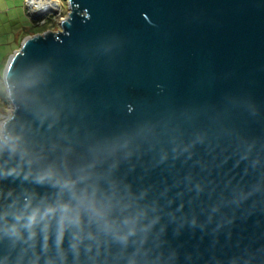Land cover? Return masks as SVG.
<instances>
[{
  "label": "water",
  "instance_id": "95a60500",
  "mask_svg": "<svg viewBox=\"0 0 264 264\" xmlns=\"http://www.w3.org/2000/svg\"><path fill=\"white\" fill-rule=\"evenodd\" d=\"M66 1L60 30L27 36L4 66L2 123L31 175L0 176V191L55 205L71 200L57 181H77L115 193L116 216L146 211L176 264H264V0ZM59 230L58 213L41 222L23 264H88ZM18 255L0 240V264Z\"/></svg>",
  "mask_w": 264,
  "mask_h": 264
},
{
  "label": "clouds",
  "instance_id": "9594fccd",
  "mask_svg": "<svg viewBox=\"0 0 264 264\" xmlns=\"http://www.w3.org/2000/svg\"><path fill=\"white\" fill-rule=\"evenodd\" d=\"M29 155L22 137L6 133L4 124L0 122V176H21L22 165L31 164ZM258 165L259 159L254 157L252 166ZM23 174L27 178L31 172ZM54 175L52 170L45 171L36 176V182L50 180ZM57 183L62 192L66 190L70 194L69 202L33 206L34 196L16 193L11 189L0 191V199L7 202L0 216V240L6 241L13 250L19 249L16 264H23L28 247L32 246L29 242L37 235V226L57 213L59 242L63 241L65 231L71 229V250L77 258L83 254L88 264H176L179 258L177 250L166 248L162 242H151L156 221L142 223L146 211L142 210L135 216L123 215L125 206L120 209L121 215L116 216V205L112 203L115 193L101 199L97 189L91 192L87 188L78 191L77 181ZM22 196L26 198L20 204ZM253 259L254 253L239 254L231 257L229 264H251ZM8 261L9 257L6 256L5 264ZM216 264H220V261L217 260Z\"/></svg>",
  "mask_w": 264,
  "mask_h": 264
},
{
  "label": "rangeland",
  "instance_id": "374dc122",
  "mask_svg": "<svg viewBox=\"0 0 264 264\" xmlns=\"http://www.w3.org/2000/svg\"><path fill=\"white\" fill-rule=\"evenodd\" d=\"M69 13L70 9L66 0H57L56 9L45 13L34 12L27 6L26 0H0V74L2 75L9 56L20 48L22 40L32 36L27 35L21 38L24 28L29 29L33 24L36 34L47 31L55 33L60 30L61 21L67 18ZM5 93L8 103L0 104V122L8 118L13 109L6 89Z\"/></svg>",
  "mask_w": 264,
  "mask_h": 264
},
{
  "label": "bare ground",
  "instance_id": "6f19581e",
  "mask_svg": "<svg viewBox=\"0 0 264 264\" xmlns=\"http://www.w3.org/2000/svg\"><path fill=\"white\" fill-rule=\"evenodd\" d=\"M26 3L36 13L52 12L57 6V0H26Z\"/></svg>",
  "mask_w": 264,
  "mask_h": 264
},
{
  "label": "trees",
  "instance_id": "16d2710c",
  "mask_svg": "<svg viewBox=\"0 0 264 264\" xmlns=\"http://www.w3.org/2000/svg\"><path fill=\"white\" fill-rule=\"evenodd\" d=\"M35 25L32 24L31 28H24L22 33H21V38L27 36V35H34L36 34L34 32V28ZM3 67V66H2ZM0 104L2 103V105H7L8 101H7V98H6V93H5V88H4V84H3V81H2V78H1V74H0Z\"/></svg>",
  "mask_w": 264,
  "mask_h": 264
},
{
  "label": "built area",
  "instance_id": "2783aa9c",
  "mask_svg": "<svg viewBox=\"0 0 264 264\" xmlns=\"http://www.w3.org/2000/svg\"><path fill=\"white\" fill-rule=\"evenodd\" d=\"M27 4V3H26ZM28 6V5H27Z\"/></svg>",
  "mask_w": 264,
  "mask_h": 264
}]
</instances>
